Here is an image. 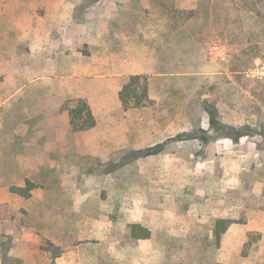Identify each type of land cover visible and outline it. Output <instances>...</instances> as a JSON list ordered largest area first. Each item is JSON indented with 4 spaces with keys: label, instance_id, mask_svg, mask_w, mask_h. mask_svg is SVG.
Segmentation results:
<instances>
[{
    "label": "rangeland",
    "instance_id": "rangeland-1",
    "mask_svg": "<svg viewBox=\"0 0 264 264\" xmlns=\"http://www.w3.org/2000/svg\"><path fill=\"white\" fill-rule=\"evenodd\" d=\"M16 1L0 0V14ZM226 1L210 9L209 0H131L111 12L107 0H25L53 25V41L62 37L86 61L120 51L135 75L147 76L149 100L100 117L94 149L84 140V156L71 149L52 165H27L16 154L29 151L16 145L56 134L23 136L4 119L0 264H24L12 248L28 250L32 264H220V219L235 222L229 242L247 236L245 261L264 264V231L241 228H264V45ZM10 34L4 41L14 51ZM25 36L27 46L36 38ZM76 107L67 101L63 109ZM210 112L254 132L234 142L233 130L211 125ZM76 133L65 141L80 140ZM27 182L36 186L28 197L11 192ZM133 224L149 227L152 239L131 240Z\"/></svg>",
    "mask_w": 264,
    "mask_h": 264
},
{
    "label": "crops",
    "instance_id": "crops-1",
    "mask_svg": "<svg viewBox=\"0 0 264 264\" xmlns=\"http://www.w3.org/2000/svg\"><path fill=\"white\" fill-rule=\"evenodd\" d=\"M107 1L111 2V12L117 6L116 3L127 7L131 2ZM15 5L14 12L0 14V129L6 124L4 119H14L10 124L15 128V133L23 136L52 133L58 136L55 140L52 139L54 141L31 138L27 143L16 145L17 150L29 151L28 154H16L18 159L26 156V164L29 166L55 164L52 162L54 157L59 154V157L67 159V152L71 149L82 157L84 140L88 149H94L97 145L94 143L95 129L78 132L80 140L77 138L75 142L65 141V137L73 132L69 112L63 109L65 103L74 100L85 101L98 122L100 117L122 108L119 93L128 83L129 77L139 72H134L128 61L117 56L120 51L116 50H110V56L106 59L86 61L83 54L74 50L62 37L53 41V25L37 11L29 9L25 0H18ZM26 8L31 12L27 18L22 14ZM59 29V34H67V29L62 25ZM70 29L75 30V27ZM9 32L12 37L10 40L16 47L14 51L8 49L4 41ZM32 32L36 38L27 46L24 37L26 33ZM70 34L74 36L73 30H70ZM42 35L48 39L38 38ZM152 67L154 68L153 63ZM64 164L68 165L67 162ZM146 228L151 231L149 227ZM241 228L246 232L264 231L262 226L258 227L253 223ZM233 230L234 226H231L222 235L218 261L220 264H249L241 254L248 238L237 234L235 242H229ZM152 237L151 231L149 240ZM259 244L264 245V238ZM228 246L235 250L234 255L226 253ZM9 256L12 260L17 259L24 264L35 262L31 253L24 249L12 248Z\"/></svg>",
    "mask_w": 264,
    "mask_h": 264
},
{
    "label": "trees",
    "instance_id": "trees-1",
    "mask_svg": "<svg viewBox=\"0 0 264 264\" xmlns=\"http://www.w3.org/2000/svg\"><path fill=\"white\" fill-rule=\"evenodd\" d=\"M218 0H209L208 6L210 9H214L217 5ZM229 5V10L232 9L233 12L236 11V14L240 17V21L243 24L246 22L245 30L247 33L254 30L256 38L254 39L255 43L258 45H264V0H227ZM201 5H199L198 10ZM197 10V11H198ZM197 11H193L190 14H197ZM255 27V28H254ZM147 76L142 75H133L129 77V82L123 87L119 93V99L122 104V109L125 112H128L131 109H137L145 106L149 100L148 98V87ZM139 92V90H141ZM69 111V116L71 119V127L75 132H85L89 131L96 127L97 122L95 117L92 114V111L89 105L82 100H78V107L73 109H67ZM210 121L211 125L224 129H231L234 132V135L229 136L232 141L237 142L240 138L245 136H250L254 131L249 129L251 133L245 132V128L236 129L226 125H221L217 121V113L210 112ZM256 132V131H255ZM264 138V132L259 134ZM36 189V186L27 182L26 187L24 188H12L11 192L18 194L23 197H28L32 190ZM234 221L220 219L217 221L214 234L217 240H220L222 235L225 234L229 228L234 224ZM129 237L134 241L149 240L151 238V231L142 226L141 224H133L130 226Z\"/></svg>",
    "mask_w": 264,
    "mask_h": 264
}]
</instances>
